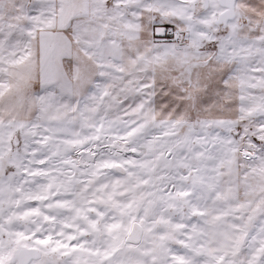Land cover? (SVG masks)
Returning <instances> with one entry per match:
<instances>
[{"label":"snow or ice","instance_id":"obj_1","mask_svg":"<svg viewBox=\"0 0 264 264\" xmlns=\"http://www.w3.org/2000/svg\"><path fill=\"white\" fill-rule=\"evenodd\" d=\"M0 264H264V0H0Z\"/></svg>","mask_w":264,"mask_h":264}]
</instances>
